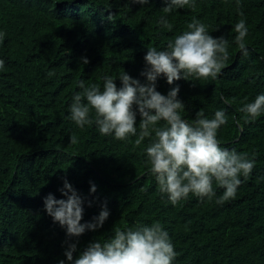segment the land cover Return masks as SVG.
I'll list each match as a JSON object with an SVG mask.
<instances>
[{"label":"trees","instance_id":"obj_1","mask_svg":"<svg viewBox=\"0 0 264 264\" xmlns=\"http://www.w3.org/2000/svg\"><path fill=\"white\" fill-rule=\"evenodd\" d=\"M164 6V0L144 7L131 0H0V264H57L67 243L78 240L81 251L110 236L114 226L153 221L168 231L175 264H264V116L245 123L239 112L245 97L264 92V0H241L247 59L232 43L241 18L235 0H196L195 10L177 9L167 17L171 31L158 24ZM194 16L210 31L218 28L210 35L229 41L226 67L214 81L169 85L160 78L157 91L166 95L178 84L186 106L181 115L190 120L198 110L211 117L226 108L229 122L218 138L230 149L254 154L255 167L233 200L217 204L223 189L214 183L212 200L190 195L173 206L150 173L147 139L137 146L135 137L119 141L101 136L94 125L79 129L69 119V104L81 79L99 85L105 74L123 70L143 82L147 48L165 47ZM82 57L89 63L82 64ZM71 134L78 144L69 143ZM65 179L86 198L81 223L106 204L110 215L103 227L70 238L44 212L49 193L63 198L58 189ZM90 182L97 187L92 195Z\"/></svg>","mask_w":264,"mask_h":264},{"label":"clouds","instance_id":"obj_2","mask_svg":"<svg viewBox=\"0 0 264 264\" xmlns=\"http://www.w3.org/2000/svg\"><path fill=\"white\" fill-rule=\"evenodd\" d=\"M131 2L141 7L149 4V0ZM164 3L165 15L158 24L171 31L173 26L168 15L184 7L195 10L196 0H164ZM235 3L241 18L234 25L232 43L247 59L251 55L247 42L249 28L241 10V0ZM217 29L210 31L194 16L186 30L169 40L165 47L147 48L143 58L145 67L140 73L143 82L123 70L115 77L105 74L99 85H86L81 79L77 81L80 91L72 95L69 104V119L79 129L94 125L101 136L119 141L135 137L133 142L137 146L147 139L144 154L150 173L159 192L173 206L190 195L212 200L217 195L214 183L223 189L222 195L216 198L217 204L233 200L243 180L250 177L255 167L254 154L249 156L230 149L218 138V131L229 122L226 108H217L211 117L198 110L190 120L181 115L186 106L178 98V84L166 95L157 91L160 78L173 85L181 79L214 81L222 75L229 60L230 43L223 35H210ZM4 37L5 33L0 32V42ZM81 62L88 64L89 60L82 57ZM4 67L5 60L0 58V70ZM116 80L120 82L119 87ZM223 103L229 101L225 98ZM239 112L245 123L264 116V92L251 100L245 97ZM232 119L239 125L238 119ZM69 143L78 144V137L69 135ZM58 191L63 198L57 199L49 193L43 198V209L53 223L65 230L67 237L78 238L86 231L94 232L103 227L110 215L106 204L91 221L81 223L86 198L67 179ZM96 191V185L90 182L89 195ZM87 203L91 207L92 202ZM78 243V240L67 243L65 258L57 264H175L177 257L169 233L159 221L137 223L134 227L114 226L110 236L103 240L93 239L81 251H78ZM74 253L78 254L74 257Z\"/></svg>","mask_w":264,"mask_h":264}]
</instances>
